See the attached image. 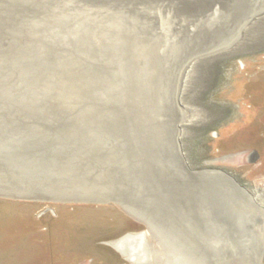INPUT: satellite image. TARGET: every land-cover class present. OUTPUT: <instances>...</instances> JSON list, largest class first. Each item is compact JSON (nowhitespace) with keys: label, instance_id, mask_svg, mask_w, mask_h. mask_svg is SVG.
Listing matches in <instances>:
<instances>
[{"label":"rangeland","instance_id":"obj_1","mask_svg":"<svg viewBox=\"0 0 264 264\" xmlns=\"http://www.w3.org/2000/svg\"><path fill=\"white\" fill-rule=\"evenodd\" d=\"M133 1L136 0H37L36 4V0H0V35L2 36L0 56L4 57L0 63L5 61V65L9 63V54L6 56V53L10 52L18 58L16 66L19 69L14 70L13 68V71H9L8 69L2 70L3 67H0V118L3 119L0 127H5L6 122L14 126L15 131L22 133L24 139L27 140V145L32 146L38 153L47 155L55 166H59V170H56L58 174L75 172L77 168L83 169L84 167L88 173L95 172V167L103 171L109 167L115 169L118 175L115 181L109 179L107 173L100 177H97L95 173L93 183L97 184L91 185L93 184L91 182L89 191L95 190L98 194L120 193L124 195L127 193L128 195L131 185L130 195L136 198L132 203L138 205L136 207L140 211L142 209L150 211L152 193L150 192L151 195H146L144 198L140 196L142 195L140 186L144 183L139 176L131 179L132 174L127 168L129 160L133 163L136 161L133 155L129 154L131 150H126L124 147L126 141L130 143V139L127 140L119 134L113 135L112 133L115 128L122 127L119 124V120L121 122L119 117L127 112L126 127L128 126L129 129L126 130L132 127V134L139 137L147 122L145 120L138 122L140 117L137 114L140 108L136 109L134 102L137 99L140 107L144 90L149 91L152 88L150 79L148 81L143 79L148 75L147 70L143 78L137 74V70L143 69L145 56L139 58L137 56L139 51L128 42V33H131L132 29H125L118 24L119 21L116 22L122 31L118 32L114 42L116 30L112 32L109 27L106 28L109 20L108 13L104 12L105 14L101 16L96 12L97 8L108 12V6L114 9L119 6L120 16L127 17L128 14H134L130 16L129 21L127 20L129 23H136L137 19L142 20L143 23L139 25L138 22L133 31L141 34V38L145 39L146 49L151 50L156 47L154 46L156 39L159 42L157 49L165 48V53L162 51V59L165 58L166 60L163 61L167 62L164 65V76L166 72L167 76L163 84L160 82L162 84L160 86L155 80L157 85L155 94L159 92L160 97H158L159 105L170 107L168 99L171 96L181 102L180 97L184 89V97L188 102L198 105L201 110L203 109V114L205 112L207 120L203 118L191 124L188 126L190 133L187 136L182 134L181 138H178L179 142L183 143L180 150L189 164L190 170L188 171L223 172L232 175L237 180L236 182L254 194L251 196H254L253 198L263 207L264 198H260V192H264V22L258 23L254 30L252 23L255 18L264 17V8L257 12L258 15L254 16L244 26L245 28L243 27L240 39L235 41V43L238 41L245 45L246 39H252L254 35L255 41L252 40V43L259 45L255 47V44H248L245 50L224 56L225 58L220 57L209 65H202L199 73H195L189 79L188 86L184 88L183 74L185 75L188 66L196 61L192 59V55L198 50H193L191 54L188 50L190 56L186 60L185 67L187 68L183 67L180 73L179 71L175 73L174 68L181 60L174 59L173 63L167 60L168 56L175 55V53H168L172 50V48L168 49V46L175 42V37L177 36L176 38L180 41L182 36L187 41V39H192L191 34L194 33L192 30L194 22L184 21L181 13L184 9L182 0L135 2L133 6H130ZM214 2L213 0L201 1L200 4H204L205 9L203 10H206L210 7L209 4ZM41 4L43 8L48 9L47 13H53L55 18L60 14L49 10H57L56 4L58 6L65 4L58 11L64 8L65 10L61 12L68 11V15L62 14L63 25L54 29V33L44 30L42 32L44 36L39 34L37 39H32L29 37L40 32H33L37 29V25L35 22L32 24V21L26 22L25 15L36 14L35 10L42 7ZM85 7L93 8V12L79 14L77 17L71 16L74 15V11L79 12ZM158 10L160 12H157ZM224 10L225 8L222 7L220 12L215 11V17L221 18L222 23L226 22L224 18L227 20L232 17H227L228 11ZM165 11L169 14H165ZM110 13L118 15L116 9L111 10ZM137 14L144 16L139 18ZM160 20L163 23H159ZM129 23L126 24L131 26ZM138 25L140 30H138ZM165 27L169 29L163 30ZM159 30L162 31L159 32ZM63 31L70 32V36H64ZM167 31H171L170 33L175 36L170 34L165 41H159L160 36ZM21 34L29 36V39L24 36L18 38ZM46 39L54 44H59L58 41L67 42V46L64 48L63 42L56 48L46 46ZM3 41L6 46L1 44ZM132 47H134L133 50L130 49ZM49 53L54 56V59L49 56ZM148 53L146 52L147 55ZM111 59L115 63L112 64ZM9 65L14 66L13 62ZM51 71L57 73L56 77L62 75L66 81L70 79L69 82L76 84L70 87L74 92L58 96L59 91L54 83L49 84L50 86L45 84L43 87V82H40L42 87L32 91L34 93L32 94L31 85L24 84L31 76L36 78L42 74L40 72L44 74ZM74 80L76 81L73 82ZM86 84L92 85L93 94L91 89L89 93L83 89L87 86ZM140 86L143 90H140ZM135 94L136 99H134ZM177 106L179 113L181 111V118L174 122H177L176 131L185 124L183 122L185 114L187 115V110L182 103L177 102ZM165 114V110L158 114L159 122H166ZM167 122L169 124L166 125L168 128H165V134L167 131L170 136L174 134L172 128L175 126L174 123L171 124L170 119ZM137 151L134 157L139 161L140 155ZM252 151L258 154L257 159L248 155ZM168 172L169 169L165 171L167 176H162L161 172L155 173L156 177L153 179V192L154 189L157 192L154 195L158 200L162 197L161 201L167 198L164 186H160L162 178L166 177L165 182L170 180L169 175L171 174ZM144 177L149 181L146 174ZM11 182L15 184H11L14 188L16 183L14 180ZM138 184L140 185L137 188ZM214 184L209 187V192L211 200L215 203L213 204L216 211L213 213L214 223L217 229H222L219 230L220 237L231 239L234 237V240L237 237V239L247 240L248 247H250L248 250L256 253L255 256H257L264 245V229L259 226V214L254 210L255 203L248 201L244 197L245 194H241L238 190H233L227 185L217 188ZM73 187L74 184L71 185V188ZM152 187L145 186L144 188H147L149 192ZM162 191L164 194H161ZM76 198L78 197L74 196L72 200L66 199L65 201H58L52 197L27 200L0 195V264H134L123 255V252L110 245L112 241L131 234L147 237V250L142 256L146 258L150 256L148 259L151 260L147 259L146 264H187L186 259H191L190 253L193 251L183 252L178 245H175L176 242L174 243L170 238L167 240L164 238L179 237L181 242H185L176 222L157 207L155 213L163 224L157 218L150 227L147 223L137 220L117 203H104L105 201L99 199H90L92 201L85 202L84 199ZM260 213L263 216L261 211ZM142 245L140 242L136 248L139 249ZM253 257H247L239 263L231 262V264H250ZM261 258L259 264H264V254ZM227 261L231 260L227 259Z\"/></svg>","mask_w":264,"mask_h":264},{"label":"bare ground","instance_id":"obj_2","mask_svg":"<svg viewBox=\"0 0 264 264\" xmlns=\"http://www.w3.org/2000/svg\"><path fill=\"white\" fill-rule=\"evenodd\" d=\"M151 1H154V0H136V1L131 2L130 3L131 5L130 4L129 5L133 6L135 4V2H139V3L145 2L146 3V2H151ZM201 1L205 2V1H209V0H192V1L191 0H182L181 3L183 4L184 9L181 13L184 16V21L188 20L190 22H194L193 26H192V30L194 31V33L192 32L193 35L191 34L192 39H187V41L181 36V39H180L181 42H180V41H178V39L176 38L177 36H176L175 42L168 46V49L172 48V50L168 51V53L169 54L175 53V55L168 56L167 60L171 61L172 63L174 62V59H179V61L181 60L180 63L179 62L177 63L178 66H176L174 68L175 73H177L178 71L180 73V70L183 67H185V65L187 63L186 60L190 56L188 53V50H190V54L193 50H195V51L198 50L197 53L194 52V54L192 55V59L196 60V61L193 62L192 64H190L188 66V68L185 67V68H187V70L185 71V75L183 74V77H185L184 82H183L184 85L181 83L184 88H186L188 86L189 79L192 76H194L195 73H199V69L202 67V65H205V66H206V64L209 65L213 61H216L220 57L236 54L239 51H241L242 49L243 50L247 49L245 47L246 46L248 47L252 43V40L255 41L254 35H253L254 37L251 35L252 36V39L250 38L251 41L249 38L246 39L247 42H245V45H244V43H241L238 41L235 43V41L240 37L241 30L243 29V27L246 24H248L249 21L254 18V16L258 15L257 12H260V10L262 8H264V0H213L215 2L210 3V4L207 3V4H209L210 7H208L206 10H203V9H205V7H204L205 5L200 4ZM36 4H37V0H36ZM6 5H5V7H6ZM24 6H25V4H24ZM64 6H65V4H63L61 6H58L56 4L55 7L57 10H51L49 8L50 9L49 11L58 12L60 14L56 18H55V15L53 13L52 14L47 13L48 9L43 8V5H42V7L40 6L39 9L35 10V11H37V13L35 12L36 14L25 15L27 17V18H25L26 22L32 21V24L35 22V24L37 25V29L33 30V32H40V33L35 34L33 37L25 36V35H23L24 34L23 33L20 36H18V38L24 36L26 39H29V38L37 39L39 34H40V36L45 35L44 33H42V32H44V30H46L48 33L49 32L54 33V29L60 28L58 26L63 25V23L61 22V21H63L62 14L68 15V13H67L68 11H65V13L61 12V11L65 10L64 8H62L61 11H58V9L60 7H64ZM107 6H108V4H107ZM222 7L225 8L226 11H228L227 17H231V16L233 17V18L231 17L230 19L227 18V20H226V18H224V16H223V18L226 21L225 23L224 22L222 23L220 21L221 18L218 19L215 17V11L220 12ZM108 8H109L108 12L104 11L102 8H97L96 12L98 14H101V16H103V14H105L104 12L108 13L109 20L106 23V26H107L106 28L109 27L110 31H112V32H114V30H116V33H114V36H115L114 42L116 40V36H117L118 32L122 31V29L120 27H118V24H121L122 27L125 29H127V28L132 29V32L128 33V37H127L128 42L130 43V45L134 46L136 48V50L139 51V53L137 52L138 53L137 56L139 58H143L145 56L144 57L145 58L144 64H142L143 69L137 70V74L141 75L140 77L143 78L144 75H146L145 70H147L148 75H146L145 78H143V79L144 80L146 79V81H148L150 79L149 81L151 82V85H152L151 86L152 88H150L149 91L144 90V93L142 92L143 97H142V104L140 105V107H139L137 99H136L137 95L136 94L134 95L135 96L134 99H136L134 102V106L136 107V109L140 108V110L137 114L138 117H140L138 119V122L140 120H145L147 122V125L144 128L142 127L143 129L141 130V134L145 135L146 140H144L140 143L139 147H141V148L138 150V154L147 157V160H149V164H150L149 165L150 170L148 171V173H146V171L145 172L143 171V170L147 169L143 165V162L146 161V159L145 160L140 159L139 161L136 160L135 163H133L129 160L128 164H127V165H129V166H127V168L130 171V173L132 174V175H130V176H132L131 179H133V178L135 179V177L139 176L144 183L140 186V190H141V194H142L140 196H142L144 198V196H146V195H148V196L151 195L150 192L152 193V199H151L152 205L149 207L150 211H148V209L147 210L142 209V211H140L138 209V207H136L138 205H135L134 203H132V201L136 198H134L130 195V193H132L131 192V189H132L131 185H130V190L128 192V195H126L127 193L124 195H122L120 193H114L113 195H109L107 193H104L102 195V194H98L97 191H91V190L89 192L86 191V192L79 193L76 191L68 190L69 187H67L68 186L67 183L62 182V181L60 182L59 180H57L56 177H51L50 175H47V174L43 173L42 171L36 172V169H38V166H36L35 169H33L30 172V167H32V165L30 164L28 157L25 156L26 150L24 149L22 144H20L17 140H13V139L9 140L8 139L9 137H4V135H2V134L0 135L1 140H2L0 142V172L4 176V178L6 179L5 180L6 182L3 183L2 180H4V179L1 175L0 176V184H3V186H0V195L12 197V198L15 197V198H20V199H27V200L28 199L29 200H40V199H46V198L52 197V198H56L58 201H65L66 199L72 200V198L75 196V197H78L76 199H82V200L84 199L83 201H85V202L92 201L90 199H99V200L105 201L104 203L114 202V203H117L119 205H122L123 208L127 212H129L133 217H135L137 220H140L144 223H147L150 227L153 226L152 223L157 218H158L159 222L161 224H163V221L155 213V210L157 207L158 210L164 211L167 215H169L176 222V224L180 228V232L184 236L185 242H181L179 237H164V238L166 240L168 238H170L171 240H173L174 243L176 242L175 245H178L183 250V252L185 251L187 253L188 251H193V253H190V256H191V259H189L190 261L186 259L187 264H217V263H219L218 261H220V260H222V261H220L219 264H229V263L231 264V262L239 263L240 261H242L243 259H246L247 257L255 256L256 253L254 254V252H250V250H248V248H250V247H248L249 242H247V240L245 241L244 239H242V240L237 239V237L235 240H234V237H232L233 240L229 237H220V233H219L220 229H217L218 227L214 223L213 213L216 211L214 209L213 204L215 205V203L213 200H211V197H210L211 193L209 192V189H210L209 187L214 183H215L214 185L217 186V188L218 187L221 188V186L223 187L224 185L225 186L227 185L229 188H233V190H236V191L238 190L241 194L244 193L246 195L245 196L243 194L244 197L248 201L251 200L252 203L253 204L255 203V205L257 206V207L255 206L254 210H256V212L259 214V215L257 214L258 218H259L258 222L260 221L259 226H260V228H263V229H264V206L262 207L253 198L254 196H251L254 194H251V192L248 189L243 187L240 183L236 182L237 180L232 175H228L226 173L224 174L223 172L211 173V172H201V171L200 172H193L192 170L190 172L188 171L190 169L188 167L189 166L188 162H186L187 159L185 160V158H184L185 155L183 156L182 153H181V155L179 153V148L181 146H183V143L181 141L179 142V139L181 138L182 134L187 136L190 133V128L188 126H190L191 124H195L196 121H200V119H203V118H205V120H207L205 112L203 114L202 113L203 109L201 110V108L198 107V105L193 104L192 102H188L187 98L184 97V92H183L184 89L182 91V96L180 97L181 102L179 101V99L175 100L176 97L171 96V98L168 99L169 103H170V107H168V106L162 107L159 105V103H158V100H159L158 99V97H159L158 93L159 92L155 94V91H156L155 87H157L156 82H158L159 86L162 85L164 80H165V77L167 76V72L165 73L166 75L164 76V72H165V66L164 65L167 62L163 61V60H166L165 58L162 59V54H163L162 51H164V53H165V48L161 49V50L157 49V47H158L157 44H159V42H158V39H156L157 42L154 44V46L156 45V47H154L151 50L146 49V47L144 46L145 39L141 38V34L135 33L133 31L134 27L135 26L137 27L138 22H139V25H140V23H143L142 20L137 19L135 21L136 23H129L128 21L130 20V16L134 15L133 13H131V14L126 13V15L127 14L128 15H127V17H125V15L120 16V14L118 13L119 8H120L119 6L117 8H115L118 15H116L114 13H110L111 10H115L114 8H111L110 6H108ZM193 9H194V11H193ZM27 11H29V10H27ZM31 12H33V11H31ZM89 12H93V8L85 7L84 9H82L79 12L74 11L73 12L74 15H71V16L77 17L79 14H82V15L83 14H90ZM157 12H160V11L158 10ZM165 14H169V13L165 11ZM150 15H151V13H150ZM143 16L144 15H142V14L141 15L137 14V17H139V18H141ZM254 20H253L254 22L252 23V25L254 24L253 30L257 28L258 23L264 22V17H260V18L258 17V18H255ZM20 21H21V19H20ZM161 21L162 20H160L159 23ZM182 21H183V19H182ZM116 22H118V24H116ZM126 23L131 24V26L127 25ZM161 23H163V22H161ZM139 25H138V28H139L138 30H140ZM183 25H185V24H183ZM24 26H25V24H24ZM31 27H29V28H31ZM117 27H118V30H117ZM170 27H172V25ZM51 29H53V31H51ZM167 29H169V28L165 27L163 30H167ZM141 30H143L142 26H141ZM261 30H262V28H261ZM161 31L162 30H159V32H161ZM247 31H248V29H247ZM30 32H32V31H30ZM141 32H143V31H141ZM170 32L171 31H167L165 34L160 36L159 41H161V40L165 41L166 38L170 34L172 36H175L173 33H170ZM104 34H106V33H104ZM63 35L68 37V36H70V32L65 33L63 31ZM143 35L146 36L145 34H143ZM66 37H65V39H66ZM1 38H2V36L0 35V39ZM59 39H60V37H59ZM46 40H47L46 46H50V47L52 46L54 48H56L57 46H61L60 43L63 42V41H58L55 39V41H58L59 44H54V43H49V39H46ZM6 41L8 43V40H6ZM4 43H5V41L1 42L2 45L6 46L5 45L6 43L5 44ZM63 43H64V48H65L67 46V42H63ZM176 43H177V45H176ZM230 43H232V44L228 45ZM253 44H255V42H253L251 45H253ZM257 45H259V44H255V47ZM134 47H132L130 49L133 50ZM174 49H177L178 51L174 52L173 51ZM222 49H226V50L218 52ZM141 51H142V53H141ZM146 52H149L148 55L146 54ZM8 54H9V59H8L9 63L7 65H5L6 61L0 63V67L1 68L3 67L2 70L8 69L9 71H11V70L13 71V68H14V70H19L18 66H16V64L18 63V58L16 56H14L13 54H11L10 52H7L6 56H8ZM206 55H208V57L204 58V56H206ZM49 56L54 59V56H52V54L50 55V53H49ZM109 56H110V54H109ZM1 57H2V55L0 56V60H3L4 57L3 58H1ZM114 60H115V56H114ZM110 61L112 62V64L115 63L113 61V59H111ZM11 62H13L14 66L9 65ZM72 62H74V61H72ZM111 62H109V64ZM54 64H55V62H54ZM51 67H52V65H51ZM55 68H57V66ZM59 68L62 69V67H59ZM40 73H42V74L39 77L36 76V78H35V77L31 76V77H29L30 79H28L29 82L27 81V83L26 82L24 83L26 85L27 84L31 85L30 92L32 94H34L32 91L38 90L39 87H42L41 86L42 83L40 84V82H43V84H42L43 87L45 84L49 85V84L54 83L57 91H59L58 96H59V94L65 95L67 93L71 94L72 92H74V91H72V89H70V87L72 88L76 84L69 82L70 79H68V81H66L62 75H60L59 77H56L57 73L53 72V71L45 72L44 74H43V72H40ZM160 78H162V79L160 80ZM66 79H67V77H66ZM155 80H156V82H155ZM75 81L76 80H74L73 82H75ZM160 82L162 84H160ZM71 84H72V86H71ZM86 85L87 86L85 88L83 87V89L86 92H88L91 89V93H92V91H93L92 85L91 86H89L88 84H86ZM140 88H141L140 90H143L141 86H140ZM160 90H161V88H160ZM25 99L27 100V98H25ZM6 101H8V100H6ZM43 101H45V100H43ZM46 102H48V101H46ZM177 102H178V104L182 103V105L187 110V115L185 114V120L183 122L185 124L179 130L176 131V128H177L176 123L177 122L176 123H174V122L179 121L181 118V114H180L181 111L179 113V111H178L179 109H177V107H178ZM49 103L50 102H48V104ZM52 103H53V101H52ZM32 104H30V105H32ZM46 104H45V106H46ZM163 110H165V112H166V114H165L166 118H167L166 122L170 119L172 122L171 124L174 123L173 125L175 126L174 128H172L174 134H171L170 136H169L167 131L165 134V128L167 127L166 125H168L169 122L166 123L164 121H161L162 122L161 123L158 120L159 119L158 114H161V111H163ZM126 113L127 112H125L123 114L120 113L121 115L119 118H121V122L119 120V124L124 126V127L123 128L121 127V129H120L121 134L119 132L118 133L122 138L128 140L129 138H128L127 134H129L131 132V129L128 131L126 129H124V128H126V120H127ZM80 115H81V113H80ZM76 116H75V118H76ZM81 116H83V115H81ZM136 128H137V126H136ZM127 129H129V128H127ZM137 129H139V128H137ZM124 134L126 136H124ZM6 140H8V141H6ZM14 143H15V145H14ZM15 146H19V147H15ZM6 147H7V150H6ZM124 147L126 148V150H129V149L131 150V144L128 141H126ZM173 148H176V149H173ZM181 149H183V148H181ZM180 152H182V151H180ZM5 153L7 154L8 157L4 159L2 156H5ZM129 154H132V150L129 152ZM162 156H163V159H161ZM167 158H168V160H167ZM183 159H184V162H183ZM15 164L16 165L19 164L21 166L20 167L21 170H19L18 172H15V167H16ZM6 166H8L7 169H6ZM167 169H169L168 173L171 174V175H169L170 180L165 182L166 177L162 178V181H161L162 185L160 186V187L164 186V192H165L167 198L165 197L166 199H162V201H161L160 199L162 197L158 200V198L154 195V193L156 192V189H154V192H153V187H152L154 185L153 179L156 177L155 174H153V173H160L161 172V174L163 176V175H166L165 171L167 172ZM27 172H29V173H27ZM145 174H146L147 178L149 179V181L144 177ZM149 176H151V178ZM12 180H14V183H16V186L14 188H13V185H15V184H13L11 182ZM219 181L222 182L223 184L222 183L219 184L218 183ZM11 184H13V185H11ZM90 184H91V180H90ZM128 184H131V182H128ZM139 185L140 184L136 185V187L138 188ZM145 186H148V187L151 186L152 189L148 192L147 188L146 189L144 188ZM260 193H261L260 198L263 199L264 198V192H260ZM161 194H164L163 191ZM129 195L131 197H129ZM82 200H79V201H82ZM253 200L255 202H253ZM237 201H238V199H237ZM262 205H264V201H263ZM259 210L263 213V216ZM215 219H217V218L215 217ZM216 224H218V223H216ZM229 224H230V222H229ZM165 227L167 228L166 225H165ZM232 232L234 233V230ZM146 238L147 237H145L144 235L131 234V235L125 236L121 239L112 241L110 243V245L115 247L118 251L123 252V255L125 257L129 258L132 262H134V264H146L148 257H150V256H148L146 258V257L142 256V254L145 252V250H147L146 249V247H147V244H146L147 239ZM140 242L143 245L141 248L137 249L136 247ZM254 249L255 248L253 246V250ZM263 254H264V245H263L262 249L260 250V252L257 253V256L252 258L253 261L250 264L260 263L262 260L261 256ZM150 255H152V254H150ZM228 257H230V258H228ZM224 259H226V261H224ZM227 259H229L231 261H227Z\"/></svg>","mask_w":264,"mask_h":264},{"label":"water","instance_id":"obj_3","mask_svg":"<svg viewBox=\"0 0 264 264\" xmlns=\"http://www.w3.org/2000/svg\"><path fill=\"white\" fill-rule=\"evenodd\" d=\"M2 121H3V119L0 118V123L1 124L3 123ZM6 123H7L6 126L3 124L5 127L2 126V128H0V133L2 135H4V137H9L8 138L9 140H11V139L18 140V142L20 144H22L23 147H25V149H26V155L25 156L28 157V159L30 161V164L32 165V167H30V172L33 169H35L36 166H38V169H36V172L37 171H42L43 173H45L47 175H50L51 177H56L57 180H59L60 182L62 181V182L67 183V185H68L67 187H69L68 190H70V191H76V192H79V193L86 192V191L89 192L90 179L92 180L91 182L93 183V178H94L95 173H96L97 177H100L101 175H104V174L107 173L106 175H108V178L109 179H112L113 181L118 177L117 172L115 171V169H113L111 167H109L108 169L105 168L104 171L103 170H99L100 168H98V167H95L96 171L95 172H91V173L90 172L88 173V171H86L85 170V167H84L83 169L82 168H77L75 170V172H70V173L61 172L62 174L61 173L58 174V172L56 170H59L58 169L59 166H55V163L52 162L51 159L48 158L47 155L42 154V153L40 154L32 146L30 147L29 145H27L26 144L27 140L24 139L22 133H17L15 131L14 126H11L8 122H6ZM8 124L10 126H8ZM123 127L124 126H122V128ZM127 128H128V126L126 128H124V129H127ZM131 128L132 127H130V129ZM120 129L121 128H119V129L118 128H115L114 130L112 129L113 131L112 130L111 131H112L113 135H118L119 133L121 134ZM136 134H137V132H136ZM129 135L130 136L128 138L130 139V144H131V150H132L133 158L137 160V158L134 157V153L137 151V149H140L141 148V147H139V145H140V143L142 141L146 140V137H145V135L140 134L139 137L137 138V136L135 134H132V129H131V132L129 133ZM127 136H128V134H127ZM133 146L136 147V150L134 149ZM180 151L181 150L179 148V153L181 155V152ZM137 153H138V151H137ZM255 154H257V153L255 152ZM5 156H2V157L4 159L8 157L7 154H5ZM138 158L139 159H142V160H145L146 159V161L143 162V165L145 166V168H147V169H145V171H146V173H148V171L150 170L149 169V165H150L149 164V160H147V157L146 156H142V155H140V157H138ZM256 158H258V156ZM20 167L21 166L19 164L16 165L15 172H18L19 170H21ZM7 168H8V166H6V169ZM106 170H108L109 172H107ZM27 173H29V172H27ZM153 174H155V173H153ZM1 175L2 174L0 172V176ZM2 177H3L4 180H6L3 175H2ZM78 182H80V183H78ZM100 182L101 181H99V183ZM73 184H74V187L71 188V185H73ZM79 184H81L82 186L79 185ZM94 184H97V183H93L91 185H94ZM100 194L103 195L104 193H100ZM257 264H259V263H257Z\"/></svg>","mask_w":264,"mask_h":264},{"label":"flooded vegetation","instance_id":"obj_4","mask_svg":"<svg viewBox=\"0 0 264 264\" xmlns=\"http://www.w3.org/2000/svg\"><path fill=\"white\" fill-rule=\"evenodd\" d=\"M250 157H253L254 159L258 156V154H255V152H250L249 154H248ZM257 159V158H256ZM247 189V188H246ZM115 248V247H114ZM116 249V248H115Z\"/></svg>","mask_w":264,"mask_h":264}]
</instances>
